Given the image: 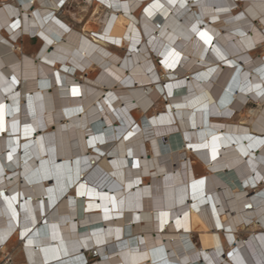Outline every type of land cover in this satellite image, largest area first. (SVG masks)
I'll use <instances>...</instances> for the list:
<instances>
[{"label": "bare ground", "instance_id": "obj_1", "mask_svg": "<svg viewBox=\"0 0 264 264\" xmlns=\"http://www.w3.org/2000/svg\"><path fill=\"white\" fill-rule=\"evenodd\" d=\"M153 2L86 0L111 23L77 29L65 0H0V243L16 229L22 262L264 264V0Z\"/></svg>", "mask_w": 264, "mask_h": 264}, {"label": "rangeland", "instance_id": "obj_2", "mask_svg": "<svg viewBox=\"0 0 264 264\" xmlns=\"http://www.w3.org/2000/svg\"><path fill=\"white\" fill-rule=\"evenodd\" d=\"M65 2H66V4H65L64 8L58 12V15L62 20L66 21L67 23H69L70 25L74 26L77 29H83L84 26L87 24L89 19L95 20L97 17V14H98V9H99L100 13L104 14L103 15L104 17L106 16V14L108 13V10H109L108 7H105V6H101V7L98 6L97 7V5H94V4H90V7L86 8L85 7V6H87V5H85L86 0H65ZM76 12L83 13V17L81 18L82 19L81 21L77 20ZM105 20L108 23H111V16L110 15L106 16ZM91 34L97 35L98 33L91 32ZM24 43L27 45V51H30V49H33V48L37 47V45H38V41L35 38H31L30 40H26V42H24ZM159 62L161 63V60H159ZM160 72H161V68H160ZM254 103H255L254 101L252 102L251 100H249V105H254ZM160 108H161V105H159V103H158V105L156 104L154 106V109L159 110ZM237 119H238V116H236V120ZM166 140L167 139H165V141ZM195 165L197 166V167H195L196 172L198 171L197 174L204 173V170L201 168V166L194 164V166ZM196 223H197V220L194 221V229L195 230H194L193 239L198 246L208 247L210 245V231L206 228L205 229L204 228L198 229ZM241 235L245 236V233L242 232ZM17 249H16V251H17ZM94 253H95L96 257H94L93 259H89L88 261H92L98 257L96 252H94ZM94 253H92V254H94ZM17 261H18V264L22 263V254L21 253L19 255H17Z\"/></svg>", "mask_w": 264, "mask_h": 264}, {"label": "built area", "instance_id": "obj_3", "mask_svg": "<svg viewBox=\"0 0 264 264\" xmlns=\"http://www.w3.org/2000/svg\"><path fill=\"white\" fill-rule=\"evenodd\" d=\"M17 230H13L8 234L2 243H0V264H18L16 249L25 243L24 238L17 236ZM25 247V244H24ZM88 260L96 257L94 254H87ZM22 264H43L40 260L31 259L26 253V258Z\"/></svg>", "mask_w": 264, "mask_h": 264}, {"label": "snow or ice", "instance_id": "obj_4", "mask_svg": "<svg viewBox=\"0 0 264 264\" xmlns=\"http://www.w3.org/2000/svg\"><path fill=\"white\" fill-rule=\"evenodd\" d=\"M61 2H63V0H61ZM174 0H169V3H173ZM163 7L161 4H159L158 0H154L153 4L149 5V8L145 9V12L148 13L149 15H151V12L149 9L152 8H161ZM19 25V21H17L15 24L12 25L13 28L17 27ZM193 29L195 30V26H193ZM200 36L202 39H204L205 43H209L211 41V37L206 33V32H201ZM177 56L179 55L178 53L176 54ZM168 67H172V65H167ZM13 82L15 83V78H13ZM74 94H75V90H74ZM4 108V105L0 104V131H2L4 129V123H3V115H2V110ZM91 143V141H90ZM261 143H264V141H261ZM9 159H11V154H9ZM202 183V181H201ZM0 195H3V193H0ZM5 199H8L7 197H5ZM12 199H15V197H13Z\"/></svg>", "mask_w": 264, "mask_h": 264}, {"label": "clouds", "instance_id": "obj_5", "mask_svg": "<svg viewBox=\"0 0 264 264\" xmlns=\"http://www.w3.org/2000/svg\"><path fill=\"white\" fill-rule=\"evenodd\" d=\"M163 60H164V58H163Z\"/></svg>", "mask_w": 264, "mask_h": 264}]
</instances>
